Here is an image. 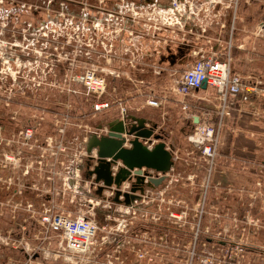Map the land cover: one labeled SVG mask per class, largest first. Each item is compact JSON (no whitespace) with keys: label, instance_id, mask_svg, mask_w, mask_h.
<instances>
[{"label":"rangeland","instance_id":"374dc122","mask_svg":"<svg viewBox=\"0 0 264 264\" xmlns=\"http://www.w3.org/2000/svg\"><path fill=\"white\" fill-rule=\"evenodd\" d=\"M175 2L173 12H162L170 0H0V58H6L0 117L17 116L14 123L0 120V264H26L33 252L39 254L36 264H198L209 251L240 264H264V163L253 154L243 160L231 154L225 162L220 143L211 174L203 150L189 139L197 129L170 91L174 78L156 73L165 34L156 27L178 26L195 4L208 7L192 16L195 34L207 21L212 38L222 34L224 40L235 18L234 38L249 37L248 49L264 53V38L255 36L264 0ZM222 7L226 10L219 13ZM223 21L224 32L218 24ZM186 36L196 41L193 32ZM88 69L106 78L103 99H122L130 115L156 123L175 153L168 177L147 187L145 197L129 209L103 199L86 178L95 159L87 152V139L121 116L118 106L94 111L98 98L74 81ZM149 95L168 100L150 107ZM202 96L192 102L199 114L208 107ZM76 173L81 178L74 187L67 178ZM90 198L102 200L94 248L73 255L41 216L49 210L53 215L89 212Z\"/></svg>","mask_w":264,"mask_h":264},{"label":"built area","instance_id":"2783aa9c","mask_svg":"<svg viewBox=\"0 0 264 264\" xmlns=\"http://www.w3.org/2000/svg\"><path fill=\"white\" fill-rule=\"evenodd\" d=\"M170 1L172 3H170L167 9L162 7V12L165 10L173 12L176 9L178 4L175 2V0ZM193 6L194 7L189 8L190 14L183 21V23L178 22V26H176L171 22H167V24L163 23L159 27H156V29L167 32L168 35H179L181 33V36L184 38L188 32H193L196 40H199L200 38H207L205 36L212 29L211 23H208L207 21L203 22L202 25L197 27V30L199 31L197 34H195V26L190 22L192 20V16H194V19L197 18L200 12H206L208 7H202L200 4H195ZM209 6L212 8L216 7L211 3H209ZM224 9L226 10L225 7H222L219 13H221ZM218 24H220L221 29L223 30L222 32L228 30L227 23L225 21L218 22ZM178 29L181 31L180 33L176 32ZM235 29L236 26L234 18L233 23L230 25L229 36L228 38L224 39L225 44L223 47L221 45L222 34H219L213 39H206V44L200 46L197 51L193 52L195 60L192 62V64H190V66L183 70L180 78L176 81L175 86L171 87L170 89V91H172V93L175 95L177 106H180L183 111L189 113V119L197 129L194 134L190 135L189 139L194 145L199 146L203 150L202 152L204 157H207V160H209L208 165L211 166V174L215 165V158L218 154L219 144L221 143V133L226 125L227 120L233 116L235 111H245L247 104L251 102L253 97H260L264 94V84L257 76L253 74L242 75L241 73L236 72L233 67L236 49V39L234 38ZM255 36L264 38V19H262L258 24V30ZM17 45L20 44H16L15 46L17 47ZM239 47H242V45ZM149 55L153 56L154 54L150 53ZM5 59L6 58L4 57L0 58V74L3 71L2 66L5 64ZM74 81L85 88L86 94L89 97L98 98L93 103L94 111L96 113L105 112L114 106H118L121 116L120 118L112 121L122 120L126 126H131L132 124L137 123L136 120L132 119L133 115L129 114L128 108L122 99L110 101L102 98L106 92L107 81L106 78L99 74L96 70H83L81 73L79 72L75 75ZM205 81L207 82V87L203 88ZM201 92L204 94V96L201 97V100L207 101L208 107L205 108L204 113L199 114L193 111L192 102L193 99ZM167 100V96H162L159 98L154 95H149L146 100V104L150 107H161L164 102H167ZM195 117L199 118L198 122H195ZM155 124L156 123L150 124L147 122L146 125L147 127H154ZM109 132L110 127L109 122H107L106 127H98L95 132H92L91 134H96L98 137H101L103 135H108ZM156 134L161 135V138L156 139ZM122 136L124 138L123 147H131V141L135 139V135L123 133ZM88 139L86 142V148ZM140 140L145 145L149 146V148H153V146L160 141H164L166 143L164 136L161 133H158L157 124L154 129V133L150 138L140 137ZM166 147L172 152L174 159L175 153L172 151V149H170L167 143ZM92 156L95 159L92 165L87 166V175L89 170H93L98 164L97 149L92 151ZM108 160L111 159L108 158ZM111 166L112 174L113 176H116L124 164L121 160H119L117 162H113ZM80 170H82V167ZM142 171V174L145 176L144 193H142L140 190H138L136 193L131 191L133 185L137 182L135 171H132L131 178H128L126 181H124L119 188L116 185H113L112 187H105L102 181L96 182L95 174L90 178H88L86 175V178L91 181V187H93L95 190L99 191L101 187L103 188V199H105L106 196L107 199L111 198L112 204H114V206L125 205V207L129 209L134 206V203L142 200L145 197L147 187L160 185L169 174L168 172L165 175V179L160 184L155 185L153 180H157L163 176V174L154 169L143 168ZM79 178H81L80 174H71L67 178V181L72 182L74 184L73 186L75 187V184L79 185ZM220 184L222 183L220 182ZM78 185L76 188H79ZM117 190L121 192V195L118 197L119 202L115 201ZM126 193H133L137 195V198L132 201L130 205L125 203ZM88 202L89 206L92 208L91 211L86 213L81 212L77 216H73L71 213L53 215L50 214V210L41 216L42 224L48 226L50 233L53 232L55 234L56 238H58L61 242L64 250L69 251L73 255L77 256L87 255L92 251L98 232V219L96 210L101 205L102 200L90 198ZM192 254L194 259L195 247L193 248ZM38 255L39 254L36 252L31 253V258L29 257V261L26 264H36L34 262L35 259L33 258H37ZM198 264L240 263L228 260L227 256H219L215 252L209 251L206 255L200 258Z\"/></svg>","mask_w":264,"mask_h":264},{"label":"crops","instance_id":"0c3cea01","mask_svg":"<svg viewBox=\"0 0 264 264\" xmlns=\"http://www.w3.org/2000/svg\"><path fill=\"white\" fill-rule=\"evenodd\" d=\"M164 33L163 43L161 44L163 46H161V49H157L159 69L156 70V73L162 75L163 73L164 75L170 74V76H172L171 79L174 78V84L171 87H174L183 70L190 66L195 60L193 52L197 51L200 46L206 44V39L213 38L207 33L205 36L207 38H200L193 42L189 36H185L184 38L178 34L168 35L167 32ZM251 41L249 37L239 40V42L238 39H236L237 43L235 42V44L237 50H235L234 69L242 75L253 74L264 84V53L251 52L250 48L248 49V45ZM169 43H175V47H172ZM224 44V40L221 39L222 47ZM240 45H242V47H239ZM189 46L190 51H187L185 55L182 56L180 49ZM167 48L169 49L167 50ZM189 54L192 55L190 57L191 61L187 62V65H180L181 67L184 66L183 68L178 66L180 61L182 60L181 63H183ZM233 116V120H230V123L232 122L231 125L228 124L227 128H223L222 130L220 149L221 152H223L221 153L222 159L224 157L225 162H227L228 155L236 154L238 157L241 156L243 160L244 157L253 154V159L259 157L260 160H262L261 162L264 163V94L260 97H253L251 102L247 104L245 111H235ZM236 130L237 132H235ZM226 166H230L229 163H227Z\"/></svg>","mask_w":264,"mask_h":264},{"label":"water","instance_id":"95a60500","mask_svg":"<svg viewBox=\"0 0 264 264\" xmlns=\"http://www.w3.org/2000/svg\"><path fill=\"white\" fill-rule=\"evenodd\" d=\"M206 87L207 82L205 81L203 88ZM132 119L136 120L137 123L131 126H126L122 120L109 122L110 132L108 135L98 137L96 134H91L88 139L87 150L92 153L93 150L97 149L98 164L93 170H89L87 177L90 178L95 174L96 182L102 181L105 187L116 185L119 188L124 181L131 178L132 171H135L137 182L133 185L131 191L136 193L140 190L144 193L145 176L142 174V169H154L161 172L163 176L153 180L154 184L158 185L165 179V175L171 171L174 160L172 152L167 149L164 141H160L153 148H149L140 140V137L150 138L154 133L156 124L154 127H147L145 118L132 116ZM198 121L199 118L195 117V122ZM123 133L135 135V139L131 141L132 146L129 148L123 147ZM155 138L160 139L161 135L156 134ZM108 158L111 160H108ZM119 160L123 162L124 166L120 168L116 176H113L111 165ZM102 191L103 188L101 187L98 193L101 194ZM133 193L125 194L127 205H130L137 198V195ZM120 195L121 192L117 190L116 202H119L118 197Z\"/></svg>","mask_w":264,"mask_h":264},{"label":"flooded vegetation","instance_id":"af4514ba","mask_svg":"<svg viewBox=\"0 0 264 264\" xmlns=\"http://www.w3.org/2000/svg\"><path fill=\"white\" fill-rule=\"evenodd\" d=\"M169 48H167V50H168ZM180 52H181V54H182V56L183 55H185V53H186V51L184 50V49H180ZM1 110H4L3 108H0ZM14 111H15V108L13 109ZM25 111V110H24ZM3 114H5L4 112H3ZM29 115V114H28ZM8 118V119H7ZM17 118V116L16 115H13V116H11V118H9L8 116H6V114L5 115H1V117H0V120H1V123H3V122H7V121H11L12 123H14L15 122V119ZM2 125V124H1ZM16 131H19V129L17 128V130Z\"/></svg>","mask_w":264,"mask_h":264}]
</instances>
